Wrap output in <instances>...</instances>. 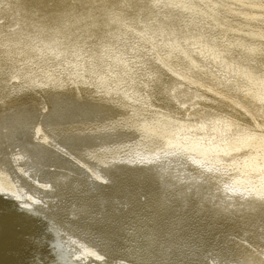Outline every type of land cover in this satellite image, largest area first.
Returning a JSON list of instances; mask_svg holds the SVG:
<instances>
[{"label":"bare ground","instance_id":"6f19581e","mask_svg":"<svg viewBox=\"0 0 264 264\" xmlns=\"http://www.w3.org/2000/svg\"><path fill=\"white\" fill-rule=\"evenodd\" d=\"M67 99L84 109L69 111ZM63 103L71 126L54 115ZM69 131L75 161L103 153L93 164L113 197L100 199L102 185L90 180L86 195H70L76 207L48 201L23 219L1 198L0 264L87 263L65 260L71 242L59 231L91 254L109 253L113 261L99 253V264H208L210 249L261 264L264 0H0V186L12 191L6 174L16 165L53 170ZM63 160L57 174L83 180ZM115 198L130 215L116 217ZM230 229L245 243L212 238ZM23 231L28 250L15 245ZM58 246L67 250L61 259Z\"/></svg>","mask_w":264,"mask_h":264},{"label":"rangeland","instance_id":"374dc122","mask_svg":"<svg viewBox=\"0 0 264 264\" xmlns=\"http://www.w3.org/2000/svg\"><path fill=\"white\" fill-rule=\"evenodd\" d=\"M70 101V102H69ZM69 101H68V99H67V102L69 103V107L71 108L69 111H71V112H73V113H75L74 112V110H72V107H75L76 109H79V106L81 105L80 104V102H79V100L77 99V100H71V99H69ZM75 105V106H74ZM90 105V104H89ZM91 106V105H90ZM58 107V108H57ZM57 108V109H56ZM81 108H83L84 109V107H83V105H81ZM59 109V110H58ZM63 109H65L64 111H62ZM200 108H198V107H194V108H191V109H189L188 110V112H186L188 115L187 116H189V117H191V118H195L196 117V112L199 110ZM60 111V112H59ZM83 111V110H82ZM63 112V113H62ZM62 113V114H61ZM65 116H64V115ZM54 115H58V117L61 115V119L62 118H66L65 119V121H68L69 122V125L71 126V124L72 123H74L75 121H73L72 119L74 118V117H67V116H69V115H71L70 114V112H68V110H67V108H66V106L64 105V103H63V105H61V110H60V107L58 106V105H56V107H55V110H54ZM175 124L173 123V126H174ZM177 127V126H176ZM61 136H63V138H62V141H63V143L62 142H60L65 148H66V152H61L60 151V149H62V148H57L56 149V152H55V154H54V156H56V157H58L59 159H57V158H53V160L55 161V163H57L58 164V166L56 165L54 168H52L53 170H51L50 168H49V166L47 165V164H45V163H42V161H40V163H38V164H36V162L35 161H32V159H29V162H31V163H34L33 165H31V166H34L35 164H36V167L38 168H36V171H37V175H35V174H32V172H31V168L30 167H28V165L26 164V167H27V169L26 170H21L20 168H19V166L20 165H16V167L15 166H13V172L12 173H10L9 172V175L8 174H6V178L7 179H9L10 181H11V183L13 184V186H12V191L10 192V191H8V190H5L4 189V187H1L0 188V200H1V198H2V202H4L5 204H6V206H8V207H6V210H8V209H10L12 212H15V213H17L18 215H20L21 217H22V219L23 218H27V217H29V216H32L33 217V215H34V212H35V208L36 209H43V208H47V209H50V203L49 202H54V200H57V201H60V202H64V203H68L69 204V206L70 207H76V206H74L72 203L73 202H69V200L71 199L70 198V195H76V194H83V195H86V191H83V189L85 188V185H87L88 184V186H90L91 187V185L89 184V182H90V180H91V182H93L94 184H100V185H102L101 187H103V191L105 192V194L104 193H101V194H99L98 195V197L101 199L102 197H104L105 195L107 196L108 194H109V192L107 191L109 188H110V186H111V183H110V180L108 179V177H104V176H102V175H100V173H98V170L96 169V167H95V165L93 164V162L95 161V159H94V157H96V156H101L103 153H97V154H95V155H93V156H90V157H88L89 159H88V161L87 160H83V161H80L79 159H76V161H75V156L73 155V150L69 147V144H68V138H74L75 137V135L71 132V131H69V133L68 134H66V135H63V133H62V135ZM68 137V138H67ZM6 139L8 138V137H5ZM75 139H77V138H75ZM65 141V142H64ZM67 141V142H66ZM78 141L81 143V142H83V140L82 139H78ZM67 143V144H66ZM4 144V146L3 147H7L8 145H9V141H7V142H5V143H3ZM54 147V146H53ZM76 148H82V146H75ZM83 148H84V146H83ZM87 148V147H86ZM69 149V150H68ZM4 150V149H3ZM51 150H52V148H51ZM63 150V149H62ZM76 150H78V149H76ZM9 151V150H8ZM8 151H6V155L3 153V157L5 158V159H11V160H15L14 159V157H17L16 155H11V154H8ZM60 151V152H59ZM69 151V152H68ZM75 151V150H74ZM95 151H97V150H95ZM72 154H71V153ZM76 153V152H75ZM70 154V155H69ZM22 156V155H21ZM61 156V157H60ZM64 159L63 161H65L66 163H67V165H72V166H74L77 170V172L80 174V175H82L81 177L83 178V180L82 179H80V180H74L73 181V179L71 180V182H69V181H67L66 179H64V177L63 176H61V174L60 173H58L57 174V172H59V171H63L64 169H65V164L62 162V159ZM40 160H42V159H40ZM18 161H19V159H18ZM21 161H22V163H23V165H24V161H25V158L22 156V159H21ZM78 161H80V162H78ZM74 162V163H73ZM82 162V163H81ZM89 164H88V163ZM70 163V164H69ZM53 165H55L54 163H52ZM82 164V165H81ZM90 164H92V165H90ZM92 166V167H91ZM56 167H58L57 169H56ZM91 167V168H90ZM94 168V169H93ZM54 169H56V171H54ZM97 171V172H96ZM93 172H94V174H93ZM100 172H102V171H100ZM24 173H25V175H24ZM68 175H70V174H68ZM99 175V176H98ZM12 176V177H11ZM84 176V177H83ZM24 177V178H23ZM72 177H74V179H75V176L72 174L71 175V178ZM102 177V178H101ZM70 178V179H71ZM88 178V182L86 181V179ZM23 179H25L24 181H22ZM104 179V180H103ZM108 179V180H107ZM52 180H54L55 182H53ZM59 180V181H58ZM65 180V181H64ZM106 180H107V182H106ZM52 181V182H51ZM79 181H80V183H79ZM104 181H105V183H104ZM16 182V183H15ZM109 182V183H108ZM35 183H36V185H35ZM78 184L79 186L78 187H75V185L74 184ZM92 183V184H93ZM110 185H108V184ZM104 184H106V186L104 185ZM49 185V186H48ZM62 185V186H61ZM81 185V186H80ZM104 185V186H103ZM19 188H18V187ZM43 186V189H39V187H42ZM56 186H58L59 188H61L60 190L58 189V187H56ZM108 186V187H107ZM51 188V189H50ZM76 188H77V190H76ZM107 190H106V189ZM19 189V190H18ZM17 190V191H16ZM26 190V191H25ZM44 190V192H41V191H43ZM72 190V191H71ZM99 190H102V189H99ZM20 191V192H19ZM59 191V192H58ZM31 192V193H30ZM55 192H56V194H55ZM107 192H108V194H107ZM50 193V194H49ZM228 193V192H227ZM24 196H23V195ZM53 194H54V196H53ZM120 194V193H119ZM216 194H218V193H216ZM12 195V196H11ZM33 195V196H32ZM42 195V196H41ZM58 195V196H57ZM109 195H111V197H113V192H112V194H109ZM222 195H225V194H222ZM51 196V197H50ZM73 196H71V197H73ZM105 196V197H106ZM121 196H123L122 194H121ZM7 197V198H6ZM19 199H18V198ZM21 197V198H20ZM36 197V198H35ZM54 197V198H53ZM56 197V198H55ZM65 197H67L66 199H65ZM17 198V199H16ZM233 198H235V196H233ZM239 198H240V196H239ZM7 199L8 200H11V201H13V202H10V203H8L7 202ZM14 199V200H13ZM15 199H16V201H15ZM32 199V200H31ZM48 199V200H47ZM228 199L229 200H231L230 198H225V201L227 200L228 201ZM21 200V201H20ZM23 201H25L24 203H22ZM49 201V202H48ZM124 202H125V200H124ZM113 203H114V208L116 207V209L117 210H113V213L116 215V217H118V218H122V216L124 215V214H126V213H128L127 215H130V211H129V207H128V205L127 206H125V205H123L122 203H121V200H118V198H115V200H113ZM121 204V205H120ZM17 207L16 209L14 208V207ZM22 206V207H21ZM117 206H121V209L119 208V207H117ZM78 207H82V206H79L78 205ZM128 207V208H127ZM228 212V211H227ZM36 215V214H35ZM36 218V217H35ZM34 218V219H35ZM32 220V219H31ZM30 220V221H31ZM43 220H41V222H42ZM126 222L128 223V221L126 220ZM43 223V222H42ZM44 224V223H43ZM33 225H34V223H33ZM25 227V226H24ZM35 229H36V227H35ZM231 231V229L230 230H218V231H216L214 234L215 235H213V236H215V237H212L213 239L214 238H220V237H228V238H230V239H235V240H237V241H244V243H245V241H246V239L244 240V238L245 237H241V236H238L237 234H235V233H233L232 231ZM25 234L24 235H26V237L24 238V235H23V238L22 239H19V241L17 240L16 241V243H15V245L16 246H26L27 247V250H28V247H29V241H30V234L28 233V231H23ZM70 234V235H69ZM217 234V235H216ZM75 235V234H74ZM74 235H72L71 233H67L66 235L65 234H61L60 233V231L59 232H57V233H55V236H58V240L59 239H61L62 240V242L64 241V242H66L67 244H69L70 242L72 243H70L69 245H71V246H69V253L67 254V255H65V257L64 258H66L65 260L66 261H71L73 258V256L74 257H77V258H79V259H81V258H83V259H85L86 260V262L87 263H84V264H88L89 262H91L92 264H99V261L97 260V254H99L98 255V258H99V256H101V257H103L104 259H105V257L108 259V260H106V261H113L112 260V258H109L108 256H110L109 255V253H107L106 252V254L108 255V256H106L104 253V251L102 250L101 252L100 251H96V252H94L95 253V256L93 255V254H91V253H89L88 251H86V250H82V249H80L77 245H80L81 244V242L83 241L82 239H78V237L77 236H74ZM236 235V236H235ZM77 237V238H76ZM233 237V238H232ZM238 237H240V238H238ZM192 238H194V239H199V236L197 235H194ZM25 240V241H24ZM73 242H72V241ZM225 239H221L220 241L218 240V241H216L215 242V245H218V244H220L221 242H223ZM78 241V242H77ZM19 242H21V243H19ZM63 242V243H64ZM220 242V243H219ZM25 245H24V244ZM76 243H77V245H76ZM65 244V243H64ZM75 244V245H74ZM213 244V242H211L210 243V245H212ZM61 245V244H60ZM29 249H31V248H29ZM67 251V250H66ZM29 252V251H28ZM215 252V251H214ZM31 252H29L28 254H30ZM77 253V254H76ZM209 253H211V254H209ZM209 253H208V251H206V253H205V259H207L206 261L208 262V264H235L234 262L233 263H231L232 261H224L223 259H219V258H217V256H216V254L215 253H212V251H211V249L209 250ZM62 255H63V253H61ZM33 255V254H32ZM69 255V256H68ZM34 256V255H33ZM207 256V257H206ZM29 257V256H28ZM71 257V258H70ZM70 258V259H69ZM216 258V259H215ZM29 259H31V260H29ZM37 259V258H36ZM40 259H42V257L40 256ZM115 259V258H114ZM37 260H39V259H37ZM131 259H129V261H130ZM28 261L30 262V263H33L34 264V262L32 261V257H29L28 258ZM89 261V262H88ZM128 261V259H125V260H123V259H121V261H120V264H132L134 261H130V262H127ZM39 263H41V261L39 260L38 261ZM75 262V261H74ZM67 264H69L68 262H67ZM134 264H137L136 262L134 263Z\"/></svg>","mask_w":264,"mask_h":264},{"label":"water","instance_id":"95a60500","mask_svg":"<svg viewBox=\"0 0 264 264\" xmlns=\"http://www.w3.org/2000/svg\"><path fill=\"white\" fill-rule=\"evenodd\" d=\"M58 247H59V246H58ZM63 248H64V247H61V246L59 247V249H60V251H59V258H60V259H61V256H62V254H61L60 252L67 253L66 250H65V251L63 250ZM62 258H63V256H62ZM65 263H67V262H65Z\"/></svg>","mask_w":264,"mask_h":264},{"label":"snow or ice","instance_id":"6c2138e0","mask_svg":"<svg viewBox=\"0 0 264 264\" xmlns=\"http://www.w3.org/2000/svg\"><path fill=\"white\" fill-rule=\"evenodd\" d=\"M37 7L39 8L40 5H38ZM261 196H264V193H261ZM262 232H264V223H262ZM261 264H264V261H262Z\"/></svg>","mask_w":264,"mask_h":264}]
</instances>
